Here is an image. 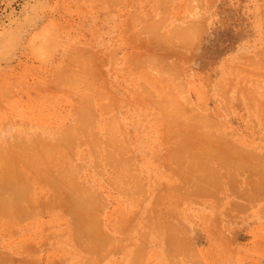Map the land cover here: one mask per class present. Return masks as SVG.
<instances>
[{
	"label": "rangeland",
	"instance_id": "obj_1",
	"mask_svg": "<svg viewBox=\"0 0 264 264\" xmlns=\"http://www.w3.org/2000/svg\"><path fill=\"white\" fill-rule=\"evenodd\" d=\"M0 264H264V0H0Z\"/></svg>",
	"mask_w": 264,
	"mask_h": 264
}]
</instances>
